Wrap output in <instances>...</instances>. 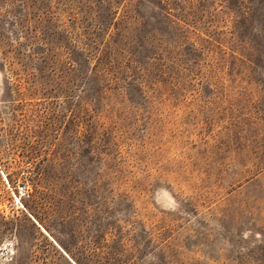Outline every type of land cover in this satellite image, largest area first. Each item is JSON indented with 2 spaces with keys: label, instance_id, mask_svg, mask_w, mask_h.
<instances>
[{
  "label": "rangeland",
  "instance_id": "1",
  "mask_svg": "<svg viewBox=\"0 0 264 264\" xmlns=\"http://www.w3.org/2000/svg\"><path fill=\"white\" fill-rule=\"evenodd\" d=\"M0 264H264V0H0Z\"/></svg>",
  "mask_w": 264,
  "mask_h": 264
},
{
  "label": "trees",
  "instance_id": "2",
  "mask_svg": "<svg viewBox=\"0 0 264 264\" xmlns=\"http://www.w3.org/2000/svg\"><path fill=\"white\" fill-rule=\"evenodd\" d=\"M17 135H19V134H17ZM26 143L27 142H25V144ZM11 144L12 145L14 144V146L15 145H18L17 142H11ZM30 145L32 146V148H34V146H35V144H33V143H31ZM37 167H38L37 172L35 174L29 176V178L32 180L31 182H32L33 189H34L33 190V193L36 194V195L43 193L44 188H42L41 186L44 185L43 183L46 182L47 179H48L44 175V169H43L44 168V165L43 164H39V165L37 164ZM68 256L70 258H72V260H75L73 258V256L69 252H68Z\"/></svg>",
  "mask_w": 264,
  "mask_h": 264
}]
</instances>
